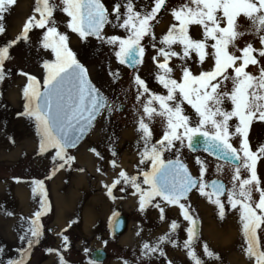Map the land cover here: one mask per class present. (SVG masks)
<instances>
[{
	"label": "snow or ice",
	"instance_id": "snow-or-ice-1",
	"mask_svg": "<svg viewBox=\"0 0 264 264\" xmlns=\"http://www.w3.org/2000/svg\"><path fill=\"white\" fill-rule=\"evenodd\" d=\"M16 5L17 0H0V36H6V17ZM164 16L170 17L169 23L158 35ZM70 33L84 44L95 40L98 48H108L106 68L113 84L121 78L119 66L133 70L138 162L135 174L119 166L114 146L118 138H108L106 148L113 158L108 162L115 176L110 183L101 181L106 195L115 202L131 189L141 214L157 210L161 224H169L155 237L148 229L151 238H145L140 227L134 259L120 258L121 264H175L168 246L184 250L191 264H222V257L201 240L193 193L213 205L221 220L228 214L237 217L240 250L248 264H264V137L254 141L250 136L255 123L264 128V0H34L18 34L0 44V83L11 73L6 64L14 59L12 51L21 44L35 48L40 75L18 73L25 77L24 110L18 116L34 124L37 155L51 166L45 179L72 170L77 162L72 150H78L101 119L110 123L123 110L122 103L93 83L70 47ZM149 49L154 53L151 67ZM185 149L207 154L194 155L196 174L182 159ZM89 151L105 160L96 147ZM208 157L216 162L217 178H207L213 165ZM96 171L107 177L102 167ZM225 173L227 182L219 178ZM13 180L21 182L20 177ZM30 183L37 207L30 216H19L20 246L13 257L0 246V264H30L33 249L45 235L42 221L51 210L48 192L44 180ZM117 191L124 195L118 197ZM171 209L177 210V218L167 216ZM112 217L118 221V213ZM109 224L115 232L117 225L111 219ZM66 232L57 233L61 245L45 250L57 256V264H71L64 255L70 246Z\"/></svg>",
	"mask_w": 264,
	"mask_h": 264
},
{
	"label": "rangeland",
	"instance_id": "rangeland-1",
	"mask_svg": "<svg viewBox=\"0 0 264 264\" xmlns=\"http://www.w3.org/2000/svg\"><path fill=\"white\" fill-rule=\"evenodd\" d=\"M33 4L34 0H17V5L6 17L7 34L0 36V44L18 34L22 24L31 14ZM169 19V16H164L161 19L156 28L158 35L166 30ZM32 36L33 42H35V33ZM70 47L77 52L78 59L88 68L93 83L101 87L109 97L115 98L116 103H122L124 109L120 113L116 112L110 123L101 119L87 139L78 147V150L72 151L77 157V162L72 170H61L51 179H45L46 175L50 173L51 166L49 160L37 155L38 137L35 135L34 124L27 117L18 116V113L24 110L22 86L25 83V77L18 73L23 70L39 76L38 54L35 48L29 49L23 44L12 51L14 59L6 64V67L11 69V73L0 83V246L6 247L8 257L16 255L14 250L20 246L18 241L19 216L21 214L30 216L37 207L36 201L33 200L30 181L41 179L45 182L52 206L43 218L45 235L40 244L33 249L30 264H57V256L48 254L45 250L61 245V239L57 233L65 228H67L65 234L69 236L70 246L64 255L71 264H91L90 253L97 249H104L109 255V260L104 264H121L120 258L134 259L133 252L137 250L140 240L136 236V232L140 227L145 229L143 234L145 238H151L147 235L148 229L152 230V237H155L167 231L169 224H161L158 220L157 210L149 209L146 216L141 214L138 211L137 199L130 195L131 189L126 198L117 199L113 202L106 195L101 183L102 180L110 183L115 176V172L108 162L113 159L106 148L109 137L118 138L114 145L118 153L115 157L117 164L130 174H135L138 155L135 144L132 143L137 140L132 115L135 91L131 79L133 71L127 70L125 66H119L121 78L113 84L106 68L109 56L107 47L98 48L95 40L84 44L77 38L76 34L71 33ZM152 54H154L153 51L149 49L146 57L148 67H151L149 57ZM112 67H117L114 60H112ZM143 74L147 75V68ZM154 135L157 139L161 135L159 120L154 126ZM250 136L254 141L264 137V128L260 126L259 122L254 124ZM90 147H96L97 150L101 151L105 160H98L89 151ZM197 154L190 153L185 149L182 157V159H186L194 174H196L197 168L194 165L193 157ZM80 155L86 156V161L81 162L79 160ZM199 155L206 156L205 154ZM208 159L213 161V165L207 178H217L213 175L216 162L209 157ZM98 166L107 173V177H102L97 173L96 168ZM258 167L260 166L258 165ZM76 168H84L85 171L79 172L75 170ZM116 171H119V168ZM14 177H20L21 182H15ZM219 178L227 182L229 174L225 173ZM20 191H24L28 199L22 200L19 196ZM115 194L118 197L124 195L118 191ZM58 198L64 199L60 210L57 205ZM26 201H29L28 206L23 207L22 204ZM191 203L198 213V227L202 242H207L211 249L222 257V264H248L246 256L240 250L239 227L236 230L232 229L235 231L233 234L229 232L230 230L213 232L214 235L218 233L216 235L218 242H213L209 238L212 237L210 230L213 228L228 229L230 225L236 224L237 226V217L228 214L221 220L214 206L196 193L192 194ZM6 210L15 215H6ZM166 211L168 217L177 218L176 209ZM113 212L118 213V216L126 215L129 218L128 231L122 237L112 235L109 222L110 219L112 223L115 220L112 217ZM179 219L182 220V217ZM72 221L75 222L68 228ZM180 236L186 238L184 232H181ZM225 237L231 239L224 243ZM105 240L108 241L107 244L104 243ZM85 248L89 250L87 253L84 251ZM200 250L198 248V251ZM167 252L175 264H191L184 250L173 249L168 246Z\"/></svg>",
	"mask_w": 264,
	"mask_h": 264
},
{
	"label": "water",
	"instance_id": "water-1",
	"mask_svg": "<svg viewBox=\"0 0 264 264\" xmlns=\"http://www.w3.org/2000/svg\"><path fill=\"white\" fill-rule=\"evenodd\" d=\"M126 67H127V66H126ZM127 68H128V67H127ZM128 69L132 71V69H130V68H128ZM123 109H124V106H123ZM119 112H121V111H119ZM89 134H90V133H89ZM89 134H88V135H89ZM88 135H87V136H88ZM87 136L84 138V140L81 141V143L85 141V139L87 138ZM81 143H80V144H81ZM80 144H79V146H80ZM198 153H200V152H198ZM201 153H202V152H201ZM205 154H206V153H205ZM206 155H207V154H206ZM211 158H212V157H211ZM213 159H214V158H213ZM113 224H114V225H117V226L115 227V232L112 231V234H113L114 236H116V237H121L122 235L125 234V232H126V230H127V228H128V219H127L126 216H119V217H118V221H117V219H116V220L113 222ZM90 257H91V259H92L93 261H95V262L103 263V262H105V261L107 260L108 255H107V252L104 251V250H96V251H94V252L91 253Z\"/></svg>",
	"mask_w": 264,
	"mask_h": 264
},
{
	"label": "bare ground",
	"instance_id": "bare-ground-1",
	"mask_svg": "<svg viewBox=\"0 0 264 264\" xmlns=\"http://www.w3.org/2000/svg\"><path fill=\"white\" fill-rule=\"evenodd\" d=\"M23 6V5H22ZM133 144H135L136 142H132ZM80 159L79 160H81V162H84V161H86V156H84V155H80V157H79ZM19 196L21 197V199L23 200L24 199V201L26 200V199H28L27 198V196H26V194L24 193V191H20L19 192ZM28 203H29V201H26V203L24 202L23 204H22V206L23 207H26V206H28ZM64 203V199L63 198H58L57 199V205H58V208H59V210H60V208H61V206H62V204ZM211 227H213V226H211ZM210 227V228H211ZM239 226L237 225L236 226V224L235 225H230V228H228V229H219V227H217L216 229L215 228H213V230H215V231H213L212 229L210 230V235L212 236V237H209L210 239H211V241H213V242H218V238L216 237V235L218 234V233H215L216 235H214L213 234V232H225V230L226 231H229L231 234H233V232H235V231H233L232 229H234V230H236V228H238ZM125 235V234H124ZM123 235V236H124ZM231 238L230 237H225V239H223L224 240V243L225 242H228L229 240H230Z\"/></svg>",
	"mask_w": 264,
	"mask_h": 264
}]
</instances>
